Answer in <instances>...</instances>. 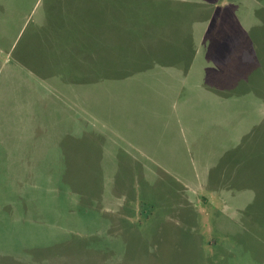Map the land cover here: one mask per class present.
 Instances as JSON below:
<instances>
[{"label":"rangeland","instance_id":"1","mask_svg":"<svg viewBox=\"0 0 264 264\" xmlns=\"http://www.w3.org/2000/svg\"><path fill=\"white\" fill-rule=\"evenodd\" d=\"M0 264H264V0H0Z\"/></svg>","mask_w":264,"mask_h":264}]
</instances>
